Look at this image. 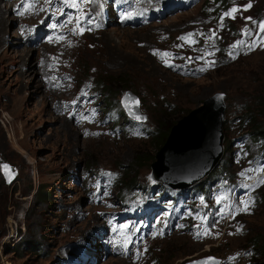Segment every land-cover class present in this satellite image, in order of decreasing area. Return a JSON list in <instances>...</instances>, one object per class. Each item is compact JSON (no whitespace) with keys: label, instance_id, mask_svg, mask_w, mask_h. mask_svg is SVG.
Masks as SVG:
<instances>
[{"label":"rangeland","instance_id":"obj_1","mask_svg":"<svg viewBox=\"0 0 264 264\" xmlns=\"http://www.w3.org/2000/svg\"><path fill=\"white\" fill-rule=\"evenodd\" d=\"M109 1L0 0V155L16 169L9 183L0 169V264H67L86 243L99 249L93 264H184L208 255L251 264L248 238L264 237V151L246 138L240 114L253 107L264 125V0H195L139 25L121 18L174 0H118L131 6L122 16ZM233 7L234 18L224 16ZM85 16L98 23L86 26ZM40 21L53 32L32 42L31 24ZM12 31L31 38L18 42ZM23 48L22 60L15 52ZM125 90L139 96L147 120L125 123ZM215 91L225 93L215 170L175 190L184 195L162 196L164 186L147 177L158 148L145 127L155 128L162 110L180 109L169 115L170 129ZM131 178L145 189L123 187ZM129 209L148 214L134 236L138 216L118 224Z\"/></svg>","mask_w":264,"mask_h":264},{"label":"water","instance_id":"obj_2","mask_svg":"<svg viewBox=\"0 0 264 264\" xmlns=\"http://www.w3.org/2000/svg\"><path fill=\"white\" fill-rule=\"evenodd\" d=\"M246 26V23L243 24L242 29H246ZM224 98V92L215 91L210 96L206 97L199 106L189 110L187 114L183 115L176 123L171 125L163 144L154 154L155 160L151 163V170L147 176L150 183L159 181L164 186L169 188H184L201 180L218 164V160L221 158L223 153L222 140L224 139V132L222 125L225 118ZM120 104L125 114L130 118L137 121L147 120V113L142 111L140 108L139 96L131 90H125L122 93ZM195 119H197L196 121L198 123L194 129V134H196L198 138H201L202 135L204 136V134L208 133L207 138L204 139L202 137L201 140L205 142L204 144L209 145L207 147V149H209V156L205 160V163L199 164L197 168L195 167V170L190 172L189 175L182 177V175H179L181 173L179 170L181 165L178 167L174 166V164L178 165L181 158L179 160L174 158L177 159V163L172 164V156L178 152L176 147L180 146L182 141H184L186 137L190 136V127L193 125ZM204 130L207 133L203 132ZM183 149L185 152V148ZM191 163H189V165ZM4 165L8 166L7 170L3 167ZM0 169L4 175L5 182H11L16 174V169L13 164L7 161H0ZM177 171L179 173H177ZM174 173L177 174L175 175ZM220 261L221 257L208 255L194 259L191 263L186 262L184 264H219Z\"/></svg>","mask_w":264,"mask_h":264},{"label":"trees","instance_id":"obj_3","mask_svg":"<svg viewBox=\"0 0 264 264\" xmlns=\"http://www.w3.org/2000/svg\"><path fill=\"white\" fill-rule=\"evenodd\" d=\"M223 50H224V48H223ZM117 79L120 80L121 76L119 75L116 77H110L108 80L107 79L105 80V78L101 77L99 80L96 81V83L98 82V83L103 84L104 81L111 82V81H115ZM262 100H263L262 98H260V100H259L260 101L259 106L261 107L260 109H262V107H264V101H262ZM252 108L253 107H247L244 109V112L242 114H240V117H241L240 122H241V124H244V125L247 124L248 125V130L246 132V138L249 139L250 141L254 142V143L258 142L262 146V149L259 151V154L261 155L262 154L261 151H264V125H262L261 122L258 121V116L256 113H254ZM180 111L181 110L178 109V110L171 111L169 114H164L163 110H162V112L159 113L160 119H156V127L155 128L145 127L146 133L151 136V139H152V142H153L155 148H159L166 138V135H167V132H168V129L170 126L169 120H171V119H169V115L173 114V112L179 113ZM225 122H226V120L224 121V124H225ZM161 125L166 126V129L161 130V127H162ZM174 153H175V151H174ZM176 153L174 155H175V158L178 159L179 156ZM172 157H174V156H172ZM141 158L143 159V157H140V155L136 156V164L140 163ZM151 158H152L151 155L148 156V159H151ZM173 160L174 159H172V161ZM220 165H218V166H220ZM223 166L224 165L222 164V167ZM223 169H224V167H223ZM214 170H215V167L211 171H214ZM222 171H220V172H222ZM204 180H205L204 178L201 180L202 183H204ZM136 184L137 183L132 178L129 179L127 182H122V186L126 187L129 191H132L134 189H141V190L145 189L144 185L136 186ZM158 184H161V186H163V184L161 182H159ZM200 185H202V184H200ZM153 188H155V186H152V189ZM160 189H161L160 194L162 196L164 193L171 192V194H172V191L170 188L160 187ZM248 241H250V243H251V249H252V253H253V255H252L253 259H252L251 264H264V237L262 236V234H256V235L250 236L248 238Z\"/></svg>","mask_w":264,"mask_h":264},{"label":"bare ground","instance_id":"obj_4","mask_svg":"<svg viewBox=\"0 0 264 264\" xmlns=\"http://www.w3.org/2000/svg\"><path fill=\"white\" fill-rule=\"evenodd\" d=\"M102 7V6H101ZM10 9H11V7H10ZM106 9V8H105ZM1 11H2V9H1V7H0V27H1V25L3 24V21L1 20ZM101 11V10H100ZM10 12H11V14H12V10H10ZM104 12V11H103ZM27 16L29 17V16H32V14H31V11L30 12H28L27 13ZM11 17H13L14 19H16V21L18 20V18H15L14 17V15L13 16H11ZM100 19H101V22H103L104 23V21H103V19L100 17ZM100 22V23H101ZM19 30V29H18ZM21 32V31H20ZM11 34H14L13 36H15V37H20V39H21V41H18V42H24L25 40H28V39H25L27 36H29L30 37V32H27V34L26 33H24L23 34V32H21L20 34H18V33H13V31L11 32ZM124 35V34H123ZM121 36V37H119V38H121V40L124 38V36ZM32 36V35H31ZM111 37V36H110ZM31 38V37H30ZM68 38V37H67ZM113 39V38H112ZM120 40V41H121ZM26 42V41H25ZM27 50H25V48H23V50H21V51H16L15 53H18V55L20 56V57H22V60L24 59V54H25V52H26ZM26 63H28V62H26ZM31 66V65H30ZM26 72V71H25ZM27 73V72H26ZM197 119H195L194 120V123H193V125L190 127L191 128V132H190V136L189 137H186L185 139H184V141H182V143H181V145H183V146H178L177 147V150H178V152L176 153L179 157H178V160L180 159V161L178 162V165H175L174 163H177V159H174L175 158V155H174V157H173V161H172V164H174V166H180L181 165V168H179V170H180V172L182 173H180L179 175H182V177H184V176H187V175H189L190 174V172H192L193 170H195L197 167H198V165L199 164H203V163H205V160L208 158V156H209V149H207V147L209 146V145H207V144H204L205 142H203V140H201L202 139V137L204 138V139H206L207 138V136H208V133L204 130L203 132H206L207 134H204V136L202 135V137L201 138H198V136L196 135V134H194V129H195V127L197 126V121H196ZM189 124V123H188ZM196 132V131H195ZM201 134V133H200ZM199 134V135H200ZM185 136V135H184ZM202 141V142H201ZM205 141V140H204ZM183 148H185V152H184V149ZM189 151V152H188ZM192 162V163H191ZM189 163H191L190 165H189ZM196 167V168H195ZM176 168V167H175ZM175 170V169H174ZM177 173H179L178 171H177ZM177 173H174L175 175L177 174ZM178 177H180V176H178ZM102 226V224L99 226V227H97V228H95L94 229V233L93 234H96V232L98 231V230H100V227ZM96 237H98V235L96 236ZM77 243V242H76ZM73 245H76V244H73ZM96 245H98V247H99V245L101 246V248L103 249V245H102V242H98ZM119 253H121V251L119 250L118 251ZM108 256H106V258H107Z\"/></svg>","mask_w":264,"mask_h":264},{"label":"snow or ice","instance_id":"obj_5","mask_svg":"<svg viewBox=\"0 0 264 264\" xmlns=\"http://www.w3.org/2000/svg\"><path fill=\"white\" fill-rule=\"evenodd\" d=\"M81 2H83V0H81ZM73 6H76V5L73 4ZM246 7H251V4L247 5ZM237 11H238V9L235 8V7H233L229 12L224 13V16H233V18H234V15L233 14L236 13ZM248 19L250 20L251 18L249 17ZM222 20H223V16L221 17V21ZM259 27H260V31L261 32H264V22H261L260 25H259ZM181 39H185V38L182 37ZM233 47H235V45ZM165 55H167V54H165ZM166 63H167V61H166ZM3 167L6 170L8 169V166L7 165H4ZM244 210H247V208H245Z\"/></svg>","mask_w":264,"mask_h":264},{"label":"built area","instance_id":"obj_6","mask_svg":"<svg viewBox=\"0 0 264 264\" xmlns=\"http://www.w3.org/2000/svg\"><path fill=\"white\" fill-rule=\"evenodd\" d=\"M2 115H4V113L0 115V120H1V119H2V117H3ZM1 116H2V117H1Z\"/></svg>","mask_w":264,"mask_h":264},{"label":"flooded vegetation","instance_id":"obj_7","mask_svg":"<svg viewBox=\"0 0 264 264\" xmlns=\"http://www.w3.org/2000/svg\"><path fill=\"white\" fill-rule=\"evenodd\" d=\"M1 159H3V158H2L1 155H0V160H1Z\"/></svg>","mask_w":264,"mask_h":264}]
</instances>
